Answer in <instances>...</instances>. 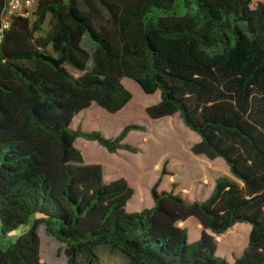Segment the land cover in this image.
I'll list each match as a JSON object with an SVG mask.
<instances>
[{"label":"trees","instance_id":"trees-1","mask_svg":"<svg viewBox=\"0 0 264 264\" xmlns=\"http://www.w3.org/2000/svg\"><path fill=\"white\" fill-rule=\"evenodd\" d=\"M180 2L38 0L13 18L0 42V228L28 230L0 250V264H42L41 225L65 245L67 264H99L103 248L128 264H264V0ZM4 7L0 0V20ZM124 78L159 92L149 119L178 114L201 138L192 152L222 158L234 179L220 177L207 199L187 201L159 191L161 174L153 206L128 212L127 180L106 183L75 142L136 154L125 139L146 128L130 124L115 138L71 128L94 103L120 112L132 100ZM189 218L202 227L192 243L179 226ZM238 224L251 226L247 237L222 235ZM214 235L248 245L227 262Z\"/></svg>","mask_w":264,"mask_h":264},{"label":"rangeland","instance_id":"rangeland-1","mask_svg":"<svg viewBox=\"0 0 264 264\" xmlns=\"http://www.w3.org/2000/svg\"><path fill=\"white\" fill-rule=\"evenodd\" d=\"M37 1H32L30 13L34 10ZM180 3V0H177L176 4ZM175 12L178 15L185 14L181 5L177 6ZM161 15L164 13L160 10H153L154 18ZM48 30L47 20L38 35H45ZM85 46L88 49L92 48L91 42L87 39ZM72 73L79 75L73 71ZM122 83L132 94V100L123 110L110 114L94 103L73 119L71 128L73 130L81 128L85 132L98 131L106 138H115L125 126L130 124L142 125L146 128L145 132H130L125 139L126 143L139 148L136 154L124 150L111 154L97 142L87 141L81 137L75 142V147L80 150L85 162L87 159H92L94 163L103 167L105 182L119 177L127 180L134 191L133 197L126 206L128 212H140L150 207V202H153L150 190L161 174L159 191H173L187 201L207 199L220 177L234 179L229 166L222 158L211 161L192 152V147L198 144L201 138L184 125L178 114L172 116V122L170 121L172 117L149 119L145 109L160 98L159 92L153 95L145 94L137 83L128 78H124ZM32 221L33 219L30 223ZM179 226L187 230L190 243L196 241L202 231L195 218H189L186 223H180ZM237 226L239 228H236ZM237 226L222 235H230L236 229L240 233L244 232L246 237L250 234L249 224ZM27 228L28 226H22L8 235L0 232V250L7 249ZM38 234L41 242V263L67 264L65 245L47 234L45 225L39 227ZM218 236L221 235H214L217 245L216 255L227 262L239 257L248 245L247 238L241 243H238V239L229 242L223 240L218 243ZM99 257V264H128L124 257L105 248L100 249Z\"/></svg>","mask_w":264,"mask_h":264},{"label":"built area","instance_id":"built-area-1","mask_svg":"<svg viewBox=\"0 0 264 264\" xmlns=\"http://www.w3.org/2000/svg\"><path fill=\"white\" fill-rule=\"evenodd\" d=\"M33 0H5L0 20V42L3 34L11 27L12 20L21 13H30Z\"/></svg>","mask_w":264,"mask_h":264},{"label":"crops","instance_id":"crops-1","mask_svg":"<svg viewBox=\"0 0 264 264\" xmlns=\"http://www.w3.org/2000/svg\"><path fill=\"white\" fill-rule=\"evenodd\" d=\"M159 101H160V98H159L158 100L156 99V101L153 103V105H154V104H157ZM129 103H130V102H129ZM129 103H128V104H129ZM128 104H127V105H128ZM127 105H126V106H127ZM126 106H125V107H126ZM125 107H124V108H125ZM147 107H149V106H147ZM147 107H146V108H147ZM124 108H123V109H124ZM123 109H122V110H123ZM94 162H95V161H93L92 159H87V162H85V163H86V164H97V163H94ZM102 168H103V167H102ZM119 178H122V177H119ZM119 178L110 179L109 181H106V183H109V182L114 181V180L119 179ZM123 178H124V177H123ZM152 206H153V202L151 201V202H150V207H152ZM150 207H149V208H150ZM182 223H186V222H182ZM20 228H22V227H20ZM20 228H19V229H20ZM19 229H18V230H19ZM27 230H28V228H27ZM27 230H25L22 234H24ZM0 232H1V228H0ZM22 234H21V235H22ZM105 249L110 250L109 248H105ZM110 251H111V250H110ZM111 252H112V251H111ZM114 253H115V252H114Z\"/></svg>","mask_w":264,"mask_h":264}]
</instances>
